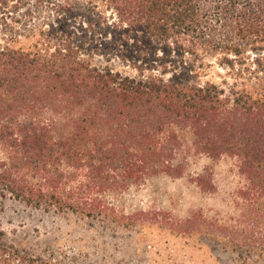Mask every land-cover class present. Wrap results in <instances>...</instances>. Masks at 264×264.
<instances>
[{
    "label": "trees",
    "instance_id": "obj_1",
    "mask_svg": "<svg viewBox=\"0 0 264 264\" xmlns=\"http://www.w3.org/2000/svg\"><path fill=\"white\" fill-rule=\"evenodd\" d=\"M81 1L0 0V198L112 227H204L205 241L264 260V0H97L133 73L94 62L109 49L82 41ZM215 67L220 82L207 78ZM201 156L236 161L235 217L160 219L109 200L183 178ZM211 171L192 177L203 191L215 190ZM0 264L94 263L0 231Z\"/></svg>",
    "mask_w": 264,
    "mask_h": 264
},
{
    "label": "rangeland",
    "instance_id": "obj_2",
    "mask_svg": "<svg viewBox=\"0 0 264 264\" xmlns=\"http://www.w3.org/2000/svg\"><path fill=\"white\" fill-rule=\"evenodd\" d=\"M76 17V26L82 41L96 43L103 36L107 53L99 50L94 62L109 65L116 70L133 73L127 62L113 54L117 44L114 34H105L108 23L116 15L97 0H82ZM107 16V20L105 18ZM215 67L207 78L220 82ZM210 168L214 191H203L192 177ZM243 180L234 159L213 160L207 156L195 157L188 174L179 179L160 176L134 186L122 194L109 197L120 210L127 213L150 211L160 219L191 218L201 223L226 221L238 215L237 192ZM0 231L9 242L33 253L66 252L71 256L87 257L94 264H264L254 258L244 261L238 254L212 242L206 228H198L193 237H183L159 225L146 227H112L106 221H87L67 214L45 212L0 198ZM202 240V242H199Z\"/></svg>",
    "mask_w": 264,
    "mask_h": 264
}]
</instances>
